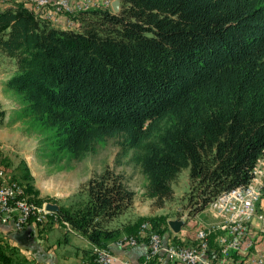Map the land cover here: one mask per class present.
I'll return each mask as SVG.
<instances>
[{"label":"trees","instance_id":"16d2710c","mask_svg":"<svg viewBox=\"0 0 264 264\" xmlns=\"http://www.w3.org/2000/svg\"><path fill=\"white\" fill-rule=\"evenodd\" d=\"M120 1L118 13L78 14L79 31L23 4L0 10V60L15 62L4 85L50 155L79 160L113 138L123 152L138 150L158 206L189 170L190 215L202 212L246 187L264 160V0ZM79 195L58 217L95 247L136 236L148 221L160 235L169 230L164 216L112 226L135 192L110 168Z\"/></svg>","mask_w":264,"mask_h":264},{"label":"rangeland","instance_id":"374dc122","mask_svg":"<svg viewBox=\"0 0 264 264\" xmlns=\"http://www.w3.org/2000/svg\"><path fill=\"white\" fill-rule=\"evenodd\" d=\"M82 1H85V0L76 1V2H82ZM107 1H108L109 6L106 7V9H109L114 12L113 3L116 0H107ZM92 2L96 4L99 3L101 4L100 6H102L105 0H92ZM6 5L8 4L2 5L0 3V8ZM10 5L12 6L15 4L12 3ZM23 5L33 10L36 16L42 19L40 13L36 11V9L33 7L32 4H23ZM91 10H93V8H91ZM100 10H105V9H100ZM88 11H90V9H88ZM63 16L64 15L62 14L57 15L56 16L57 21L55 23H52V22L50 23L53 25H56L61 19V17ZM76 16L74 18L66 17L70 25L69 30L79 31L78 30L79 24H77L76 19H75ZM11 63L12 65L15 64L14 60H9L5 56L1 58L0 60V85H1L2 79L4 78L3 74L5 72L7 73L8 71H10V69L12 68ZM1 96H4V98L6 99L5 101L6 104L5 106H3L0 102V123L4 119L6 114H11L10 113L11 111L17 113V115L14 116L13 118V121H14L13 126L15 125L14 128H17L20 130V134L18 138L16 139L17 141H19L18 143L19 146L15 148V151L19 150L18 152L20 156L18 155L19 158L17 159L16 162H13L12 164L5 163L4 166L2 165L0 161V169H2L3 176L5 177L7 182L10 184H16L18 187L23 189L24 197L26 198V200L29 203H32L38 206V208L44 207L45 210L48 211L46 209L47 204H55L59 206V208H69L71 205L75 206V204H79V203L81 204L82 196L79 194H80V190L82 186L93 176L101 174L106 168H110L114 170L116 173L124 174L126 178V184L132 191L135 192L134 202L137 197L141 199L147 198L148 200L153 201L152 206H154V208L156 209L161 208L163 212H161L160 215L158 214L155 216L157 217L164 216L166 218V222L168 226H169V222L173 221V220H169L171 218L173 219L175 218V220H180L184 223V222H189L192 218H195L197 215L203 213L206 210H210L214 214L213 210L211 209V203H210L209 206L204 211L190 215L191 208L188 206L187 204L188 201L186 199L187 193L189 191V185H188L189 170L187 169L183 170L177 177V180L173 183L172 185L173 197L170 200L166 201L162 206H158L157 203H155L156 201L154 199H151L146 195L147 179L141 173L140 168L136 165L135 160H134L135 156L138 154V150L133 149L127 153L123 152L116 146L115 140L113 138H109L105 141H102L101 143H99V145H96V148L93 152L86 154L84 157H82L79 160L72 159L68 155L64 157L50 155L48 152L45 151L44 146L42 145V141H41L43 138L42 135L39 132H36L30 129L29 127L30 123L28 122V119L22 117L20 112L22 110L23 104H22V101L20 100V97L15 95L5 85H4V88L0 86V97ZM10 144H13V143H10ZM260 162H264V160L261 159ZM30 163L32 165H30ZM33 169L36 173V178L33 173ZM258 179L260 181H264V163H262L259 167ZM36 183L38 186L36 185ZM263 191H264V187H263ZM133 208H134V204L131 208V211ZM263 210L264 208L262 206H258L255 218L252 220V222H250V228L254 220L257 219L261 224V231L264 233V221L262 219V215L264 213ZM128 211L126 212L127 214L125 213L124 215L119 217L117 220H115L112 223V226L113 227L117 226L115 225V222L117 223L124 222V225H125L128 222H134L137 218L155 217V216L136 217L132 219L129 217L128 213L130 211L129 212ZM48 212H49L48 215H51V216H49L47 220H44L43 223L36 222L32 217L24 224L23 228L21 229H17L15 227L14 220H8V222L11 221L14 225L15 230L17 231L24 230L27 226L34 224L35 226L42 227L44 229L53 228V227L60 228L61 230L65 232L64 237H67L68 234L75 233L74 231L71 230V227L67 222H62L60 220V218L58 217V213L60 211L58 213L51 212V211H48ZM214 217L218 220L219 223H213L208 226H205V227L202 226L201 228H199L196 234L197 242L192 247L183 245L180 242H175V243L172 242V243L165 244L164 236L167 232H165V234L163 235H160L158 232H156L153 229L152 224L149 221L144 222L142 224L136 236L123 235L121 238L116 240L114 243L117 246L116 243L120 239H124V238L134 239L136 242L135 245H132L130 247L117 246L118 248H121V249H127V248H132V247L137 246L140 240L145 239L147 240L148 251H147L146 257L144 258L143 264H148L151 261L155 260L159 256V254L162 252L166 255L169 261L184 264L178 259H175V260L170 259V255L167 252V249L172 248V247H178V248H183V249H188V250H192L195 248L199 249L200 241L198 239V236H199L200 231H203L207 233V240H208V251L205 257L203 258H205L206 261L212 264H216V261L213 258H211L208 254L210 250L209 239H210V236L214 233L221 232L223 235H225L226 233L222 229L218 228L219 224L221 223L223 219L215 215ZM144 225H147V227L143 228ZM213 227L216 228V230H213L212 229ZM169 230H172L170 226H169ZM153 235L158 236L161 242V249L156 254V256L150 257L149 256L150 247H151L150 240ZM219 242H220V239H219ZM94 247L95 246L92 247L91 253L93 255L94 261L96 262V256L93 252ZM105 249L110 250V247L105 248ZM220 249H221V243H220ZM1 255H2V251L0 248V264H5L3 259L1 258ZM114 255L117 258H119L116 254ZM220 255L223 256L221 253ZM223 257H227V256H223ZM119 259L127 261L124 258H119ZM96 264L98 263L96 262ZM257 264H264L263 256H261L258 259Z\"/></svg>","mask_w":264,"mask_h":264},{"label":"crops","instance_id":"0c3cea01","mask_svg":"<svg viewBox=\"0 0 264 264\" xmlns=\"http://www.w3.org/2000/svg\"><path fill=\"white\" fill-rule=\"evenodd\" d=\"M70 1L76 2L81 0ZM9 6L11 5L8 4L1 7L0 10ZM55 26L62 30H68L70 25L64 15ZM11 73L12 69L3 74L4 78L0 85L2 88H4L3 84L10 77ZM5 101L4 96H1L0 102L3 106L6 104ZM10 113L6 114L0 123V161L3 166L5 163L12 164L16 162L20 156L19 150L15 151V148L19 146V141L16 139L20 134V130L14 128L15 125L13 126V118L17 113L12 111ZM30 165L32 164L30 163ZM33 173L36 178L34 169ZM152 205L153 201L137 197L134 202V208L132 211L131 209L129 210L130 212L128 211V215L134 219L136 217L160 215L163 212L161 208L156 209ZM169 220H175V218ZM213 223L219 222L210 210H206L195 218H192L189 222H184V226L178 234L172 230L167 231L164 236V243L180 242L183 245L192 247L197 242L196 234L199 228ZM121 224H124V222H115V225L118 227ZM222 235L221 232L214 233L209 239L210 250L208 254L216 261V264H257L258 259L261 256L264 257V233L261 231V224L257 219L254 220L250 228V237L254 245L248 253L231 252L227 257L221 256L219 239ZM64 236L65 232L56 227L44 229L31 224L24 230L17 231L11 221L6 224L0 221V248L6 264H96L91 253L93 246L87 238L78 233L68 234L67 237ZM109 247L114 254L119 258L126 259L129 264H143L148 251L147 240L145 239L140 240L138 245L132 248L121 249L115 243L110 244ZM148 264L180 263L169 261L162 252L155 260Z\"/></svg>","mask_w":264,"mask_h":264},{"label":"built area","instance_id":"2783aa9c","mask_svg":"<svg viewBox=\"0 0 264 264\" xmlns=\"http://www.w3.org/2000/svg\"><path fill=\"white\" fill-rule=\"evenodd\" d=\"M4 4H32L42 19L55 23L59 14L74 18L84 12L85 8L106 9L108 1L104 4L93 3L92 0L82 2H70V0H0ZM51 6V8H50ZM45 10V11H44ZM264 162H259L253 170V184L247 188H241V193H231V190L218 196L211 202V209L215 216L223 220L218 228L226 234L220 237L223 256H228L231 252L248 253L254 242L250 237V222L255 218L258 206L264 208V195H261V187L264 181L258 179L259 167ZM264 212V210H263ZM49 212L45 208L29 203L24 197V191L16 184H10L3 176L0 169V220L2 223L14 220L17 229L23 228L24 224L33 217L36 222L43 223L47 220ZM264 221V213L262 215ZM144 225L143 228H146ZM216 230V228H212ZM198 239L200 248L183 249L178 247L168 248L170 259H178L184 264H212L206 261L205 255L208 251L207 233L200 231ZM135 240L131 238L120 239L116 244L119 247H130L135 245ZM150 257L156 256L161 249V242L157 235H153L150 240ZM233 250V251H231ZM93 252L98 264H128L127 261L120 260L110 250L94 247Z\"/></svg>","mask_w":264,"mask_h":264},{"label":"water","instance_id":"95a60500","mask_svg":"<svg viewBox=\"0 0 264 264\" xmlns=\"http://www.w3.org/2000/svg\"><path fill=\"white\" fill-rule=\"evenodd\" d=\"M120 5H121V2L119 0H116L113 3L114 12H118L120 10ZM46 209L48 211L56 212V213H58L60 211L59 206H57L55 204H47ZM183 224L184 223L180 220H173V221L169 222V226L171 227L172 231L175 233H178L181 230V227L183 226Z\"/></svg>","mask_w":264,"mask_h":264},{"label":"bare ground","instance_id":"6f19581e","mask_svg":"<svg viewBox=\"0 0 264 264\" xmlns=\"http://www.w3.org/2000/svg\"><path fill=\"white\" fill-rule=\"evenodd\" d=\"M88 9L91 10V8H85L84 11L85 10L88 11ZM252 184H253V179H252V181L246 187H243V188H247L248 186H251ZM231 193H241V188L232 189L231 190ZM263 194H264L263 187H261V195H263Z\"/></svg>","mask_w":264,"mask_h":264}]
</instances>
